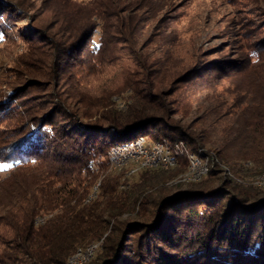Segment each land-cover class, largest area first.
Here are the masks:
<instances>
[{
	"label": "trees",
	"instance_id": "trees-1",
	"mask_svg": "<svg viewBox=\"0 0 264 264\" xmlns=\"http://www.w3.org/2000/svg\"><path fill=\"white\" fill-rule=\"evenodd\" d=\"M42 1L49 2L43 13L56 20L58 37L48 43L54 54L61 59L77 51L86 58L85 64L80 62L83 69H91L93 62L115 61L114 34L125 46L126 35L137 38L134 19L126 20V4L120 7L119 0H90L85 10L71 0ZM5 3L0 2V9ZM94 37L97 51L90 45ZM130 54L140 73L118 68L117 90L130 93L125 111L110 107L108 96L76 112L59 102L58 109L40 116L23 113L20 123L0 139V163L15 164L0 178V264H63L76 248L102 238L91 264H264V191L238 185L232 181L237 178H222L220 170L211 168L201 182L167 185L184 171L185 156L173 169L145 170L128 182L122 171H109L107 162L112 146L143 137L182 141L195 152L215 146L209 150L229 172L240 174L241 162L253 164L252 174L264 172V100L256 103L253 115L245 114L253 105L250 99L240 102L245 106L238 112H228L227 121L214 116L209 124L205 120L197 130L183 132L161 116L167 78L150 70L134 43ZM222 71L224 81L249 75L248 88L264 93V38L241 63ZM79 115L98 118L78 127ZM97 180L96 196L85 202ZM218 180V189L210 187ZM167 189L171 194L166 195ZM126 214L138 222L126 221ZM47 215L36 224V218ZM127 229L129 242L135 233L143 235L137 251L120 241Z\"/></svg>",
	"mask_w": 264,
	"mask_h": 264
},
{
	"label": "rangeland",
	"instance_id": "rangeland-1",
	"mask_svg": "<svg viewBox=\"0 0 264 264\" xmlns=\"http://www.w3.org/2000/svg\"><path fill=\"white\" fill-rule=\"evenodd\" d=\"M71 1L83 6L82 10L88 8L87 3L90 2ZM104 1L99 0L100 3ZM119 1L120 7L126 4V20L128 17L134 19L131 27L134 32L137 30V38L132 39L135 41L128 40L126 35L125 46L124 40L114 34L115 61H105L102 64L93 62L91 69H83L80 62L85 64L86 58L77 51L60 59L48 44L49 41L54 43L58 37L57 27L54 25L56 20L49 12L43 13L49 2L0 0L5 3L0 9V139L7 137L12 127L20 123L23 113L37 112L40 116L54 111L59 102H63L69 112H76L77 109H88L93 101L108 96V100L105 99L110 107L125 111L126 99L130 93L127 90H117L121 85L118 68H126L128 74L140 73L135 57L130 54L133 43L140 47L143 53L141 60L148 61L150 70L167 78L162 88L166 111L161 116L174 128L179 127L183 132L197 130L202 122L206 120L209 124L214 116H219L220 121H227L228 112H238L245 106L240 102L250 99L253 105L248 106L250 112L245 114L253 115L251 111L258 109L256 103L264 100V93L258 95L256 90L248 88L249 75H233L226 81L221 77L224 76L222 69L241 63L255 43L264 38V0ZM41 29L44 30L36 36ZM43 35L46 37L44 40ZM97 40L94 37L90 44L92 51H97ZM62 115V112H58L59 118ZM84 118L86 117L79 115L75 125L81 127L80 123H95L98 117ZM122 144L124 143H117L116 146ZM209 148L216 149L211 145H206L204 149L214 153ZM218 161L220 162L219 159ZM219 164L211 170H220L222 178L231 179L233 176L243 181L232 179L236 184L261 190L254 187L251 181L264 172L252 174L251 162L240 163L243 168L240 171L245 174L237 175L230 171V176L226 173L228 168L221 162ZM187 166L186 160L182 173ZM14 167L15 164L0 163V178L7 176ZM109 171H122L126 182L137 178V175L126 176L124 168L110 167ZM176 177L167 185L183 184L174 182ZM98 185L99 180L91 188L88 197L92 194L96 196ZM209 185L218 189L220 180L211 181ZM174 188L171 189L175 190ZM171 189H167L166 195L171 194ZM153 213L156 214V211ZM46 217L48 215L36 218V224L42 223ZM123 218L128 222H138L133 215L126 214ZM130 231L131 229L124 231L120 241L128 243V249L137 251L143 235L135 233V239L129 242L130 235L126 233ZM102 242L103 238L76 248L63 264H91L100 251ZM91 245L95 246L94 252L87 256L86 250ZM123 251L126 254L125 248Z\"/></svg>",
	"mask_w": 264,
	"mask_h": 264
},
{
	"label": "bare ground",
	"instance_id": "bare-ground-1",
	"mask_svg": "<svg viewBox=\"0 0 264 264\" xmlns=\"http://www.w3.org/2000/svg\"><path fill=\"white\" fill-rule=\"evenodd\" d=\"M140 138L143 137H139L136 140L124 143L120 146H112L107 152V161L110 167L114 169L124 168L126 170V176H135L145 170L172 169L177 166L178 158L180 156H185V160H187L188 165L187 169L184 173L178 175V177H176L177 180L174 182L187 184L201 181L202 178L206 175V173L209 172L210 168L215 165H220L217 157L212 152L206 150H199L198 152H189L188 149L185 148L184 143L182 142L169 144L167 142L148 141V147H154L155 151L157 152L158 158H165V154H168L169 151L172 155H174L172 161L168 162V164L167 160H159V165H156V158H148L147 153H140V156L139 154H135L134 144H136L138 139ZM115 150L123 151V153L119 154L118 161H116L117 152ZM129 154H132V158L130 160ZM226 173L230 176V173L228 171H226ZM236 180L238 182H243L240 179ZM251 182L256 188L264 190V173L255 176V178ZM94 197L95 194L94 196L92 194L88 197L86 201H89ZM94 248V245L89 246L86 250L88 255H86H92L94 252Z\"/></svg>",
	"mask_w": 264,
	"mask_h": 264
},
{
	"label": "built area",
	"instance_id": "built-area-1",
	"mask_svg": "<svg viewBox=\"0 0 264 264\" xmlns=\"http://www.w3.org/2000/svg\"><path fill=\"white\" fill-rule=\"evenodd\" d=\"M134 147H135V154H139L140 156V153H147L148 158H156V165H159V160H167V164H168V162L172 161V158L174 157V155H172L169 151L168 154H165V158H158L157 152L155 151L154 147H148V140H146L145 138L138 139L137 143L134 144ZM115 151L117 152L116 161H118L119 154L123 153V151H119V150H115ZM131 158H132V154H129V160ZM95 162L97 161L95 160Z\"/></svg>",
	"mask_w": 264,
	"mask_h": 264
},
{
	"label": "water",
	"instance_id": "water-1",
	"mask_svg": "<svg viewBox=\"0 0 264 264\" xmlns=\"http://www.w3.org/2000/svg\"><path fill=\"white\" fill-rule=\"evenodd\" d=\"M224 178V177H223Z\"/></svg>",
	"mask_w": 264,
	"mask_h": 264
}]
</instances>
